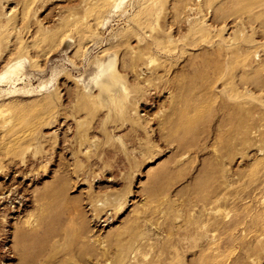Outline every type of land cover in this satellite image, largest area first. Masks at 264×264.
I'll use <instances>...</instances> for the list:
<instances>
[{"label": "rangeland", "instance_id": "374dc122", "mask_svg": "<svg viewBox=\"0 0 264 264\" xmlns=\"http://www.w3.org/2000/svg\"><path fill=\"white\" fill-rule=\"evenodd\" d=\"M0 264H264V0H0Z\"/></svg>", "mask_w": 264, "mask_h": 264}]
</instances>
